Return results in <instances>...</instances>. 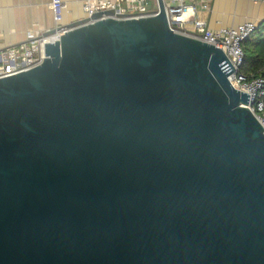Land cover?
Wrapping results in <instances>:
<instances>
[{"label":"water","instance_id":"95a60500","mask_svg":"<svg viewBox=\"0 0 264 264\" xmlns=\"http://www.w3.org/2000/svg\"><path fill=\"white\" fill-rule=\"evenodd\" d=\"M159 4L69 22L0 78V264H264V131L237 61Z\"/></svg>","mask_w":264,"mask_h":264},{"label":"built area","instance_id":"2783aa9c","mask_svg":"<svg viewBox=\"0 0 264 264\" xmlns=\"http://www.w3.org/2000/svg\"><path fill=\"white\" fill-rule=\"evenodd\" d=\"M210 0H162L169 27L177 33L196 38L212 44L224 52L235 69L228 73V80L238 90L249 94L246 106L254 115L264 131V78L261 75H247L240 70L244 58L243 44L257 27L253 20H245L235 25L211 28L208 21L198 12L209 10ZM263 2L264 0H251ZM54 25L48 29L29 28L26 38L14 45L0 44V78L26 71L46 58L44 43L60 38V33L68 29L62 23L66 8L64 0L49 2ZM86 16L104 10H115L116 13L138 16L156 15L160 9L159 0H83Z\"/></svg>","mask_w":264,"mask_h":264},{"label":"crops","instance_id":"0c3cea01","mask_svg":"<svg viewBox=\"0 0 264 264\" xmlns=\"http://www.w3.org/2000/svg\"><path fill=\"white\" fill-rule=\"evenodd\" d=\"M62 23L86 17L83 0H64ZM50 0H0V44L14 45L26 38L29 28L48 29L54 25ZM211 28L264 20V3L251 0H210L209 10L198 12Z\"/></svg>","mask_w":264,"mask_h":264},{"label":"trees","instance_id":"16d2710c","mask_svg":"<svg viewBox=\"0 0 264 264\" xmlns=\"http://www.w3.org/2000/svg\"><path fill=\"white\" fill-rule=\"evenodd\" d=\"M243 48L244 58L240 70L247 75H261L264 78V20L245 40Z\"/></svg>","mask_w":264,"mask_h":264},{"label":"bare ground","instance_id":"6f19581e","mask_svg":"<svg viewBox=\"0 0 264 264\" xmlns=\"http://www.w3.org/2000/svg\"><path fill=\"white\" fill-rule=\"evenodd\" d=\"M244 106V105H243Z\"/></svg>","mask_w":264,"mask_h":264},{"label":"rangeland","instance_id":"374dc122","mask_svg":"<svg viewBox=\"0 0 264 264\" xmlns=\"http://www.w3.org/2000/svg\"><path fill=\"white\" fill-rule=\"evenodd\" d=\"M253 37V36H252Z\"/></svg>","mask_w":264,"mask_h":264}]
</instances>
